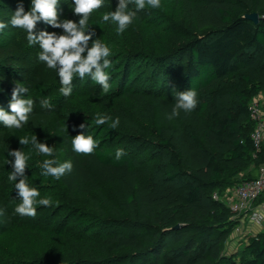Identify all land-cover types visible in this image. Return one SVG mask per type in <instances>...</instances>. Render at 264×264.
I'll list each match as a JSON object with an SVG mask.
<instances>
[{
  "label": "trees",
  "instance_id": "1",
  "mask_svg": "<svg viewBox=\"0 0 264 264\" xmlns=\"http://www.w3.org/2000/svg\"><path fill=\"white\" fill-rule=\"evenodd\" d=\"M161 4L162 9L146 6L137 11L122 34L111 20L102 21L104 12L100 9L90 16L89 25L96 33L93 39L105 42L112 52L109 59L113 67L106 70L111 87L106 95L86 76L74 78L72 94L65 97L59 91L57 71L43 62L31 76L20 80L28 89L23 98H32L37 110L48 111L84 95L93 96L94 104L88 113L78 114L68 128L56 120L63 162L73 163L72 172L58 179L49 195L64 218L52 225L57 218L51 216L43 226L20 215L5 243H0V264H10L5 253L15 246L22 249L34 242L50 244L47 264H135L142 258H147V264H239L222 253L223 243L238 226V220L232 219L236 214L223 203L222 195L216 199L213 192L230 186L223 168L227 157L234 164L246 157L256 162L257 167L245 180L257 178L264 163V145L254 157L251 133L255 123L248 115L251 101L264 91V0H161ZM72 7V0H59L60 19L78 22L80 17ZM252 12L259 14L258 24L243 18ZM41 23L48 32L63 34L62 29ZM206 28L215 31L202 35ZM39 51L36 45L35 53ZM177 81L179 92L194 88L198 93H210V100L188 116L181 112L168 120L166 114L175 104L168 92ZM220 96L231 97L233 104L220 108ZM42 99H48L52 107H42ZM129 99L138 102V111L128 107ZM9 101L0 95V108L10 112ZM155 108L168 123L156 132V144L170 157L162 186L135 184L127 209L140 229L136 235H127L115 229L122 225L104 219L105 210L93 196L95 191L101 193L91 168L106 181L136 180L139 171L126 146L131 137L128 132L136 128L138 120H150ZM97 113L119 117L118 127L97 126ZM81 124L88 127L87 135L100 141L89 156L72 149V137L80 133ZM0 129L8 128L0 122ZM24 135H35L38 142H45L41 132L24 130ZM118 148L127 153L120 160L115 159ZM4 192L18 196L11 188ZM163 201L173 206L166 213L157 211ZM263 202L264 193L258 199V203ZM120 245L128 252L118 253ZM245 248L249 258L243 264H264V234L250 238Z\"/></svg>",
  "mask_w": 264,
  "mask_h": 264
},
{
  "label": "rangeland",
  "instance_id": "2",
  "mask_svg": "<svg viewBox=\"0 0 264 264\" xmlns=\"http://www.w3.org/2000/svg\"><path fill=\"white\" fill-rule=\"evenodd\" d=\"M21 0H0V21L8 24L3 31H0V95L11 99L12 89L20 82L21 79L31 76L35 69L41 68L42 62L38 60L35 53L36 46H30L27 42V33L21 29L11 26L10 20L13 13L17 9V4ZM25 11L30 10L31 0H22ZM118 0H104V6L100 10L104 13L115 11ZM135 8L134 4H129L128 11ZM46 30L43 23L38 22L36 31ZM47 31V30H46ZM214 28H206L201 34H212ZM179 92V81L172 83L169 90V100L171 103L176 102V93ZM261 100V112L264 115V91L258 94ZM198 105L195 111L199 110L203 102L210 100V93H198ZM234 100L229 96H220L218 104L220 108L231 106ZM170 103V104H171ZM94 104L93 96H79L77 98L68 99L62 102L56 108L42 111L37 110L34 106L29 117L28 124L20 129H0V209H4V215L0 216V243H5V238L9 230L16 223V219L20 217L15 212L16 206L21 202L20 197L8 196L4 192L5 188H11L18 195L15 189L16 181H9L8 175L13 171L11 163L14 157H9L7 152L10 150H22L28 157L25 175L30 187L36 188L40 192L39 199L49 197L51 188L57 186L58 179L51 176L41 175L43 161L46 159H54L59 163H63L61 150L59 149V134L56 131V120L63 124L65 128L69 127V123L76 119L78 114L88 113ZM127 105L134 112L139 110V104L136 100H127ZM144 106L141 111H144ZM150 120L137 121L136 128L129 130L131 136L128 140L129 153L136 160L139 171V177L136 180L127 178L106 181L94 167L91 168L92 176L99 189V192H93V196L99 199L101 206L105 210L104 219L116 223L115 229L127 235H136L140 226L135 224L133 218L129 215L127 209V201L129 196L135 192V184L144 186H162L163 175L166 165L169 161L170 154L167 150H161L157 146L156 132L159 129L168 127V123L160 116L157 109ZM143 117V115H141ZM205 120L209 121L207 115ZM24 130L41 132L44 135L45 142L53 148V156H46L38 151L31 143L23 146L19 143V138L25 137ZM54 165V166H57ZM257 167L255 161L246 157L241 163L234 164L229 157L223 165L226 179L230 181V186L224 189L214 190V195L224 196L229 190L233 189L238 183L250 177V173ZM165 201L161 202L157 211L166 213L170 207ZM39 214L35 217H28L40 222L41 225L47 226L51 220V216L57 218L52 225H57L64 218V212L52 203L51 206H43L38 203L35 205ZM173 207V206H172ZM121 215L118 216V215ZM264 214V212H263ZM232 219L238 220V226L234 228L228 236V239L222 245V253L229 258L234 259L239 264H243L244 260L249 258L246 251V245L250 238L264 234V222L262 225L254 224L249 219L248 213H239L232 216ZM121 220L120 222H117ZM137 223V221H136ZM144 231V229L142 230ZM107 233V232H105ZM68 253H72L71 246ZM52 248L46 242H34L28 244L25 248L14 247L9 253H5L6 261L10 264H19L25 261L36 262L37 264H47L50 259ZM128 250L120 245L118 253H127ZM135 264H147V258H142Z\"/></svg>",
  "mask_w": 264,
  "mask_h": 264
},
{
  "label": "clouds",
  "instance_id": "3",
  "mask_svg": "<svg viewBox=\"0 0 264 264\" xmlns=\"http://www.w3.org/2000/svg\"><path fill=\"white\" fill-rule=\"evenodd\" d=\"M129 4L135 5V11H128ZM72 11L80 19L74 22L70 19H60L58 12L59 0H31L30 10L25 11L21 0L17 4V9L12 15L10 24L12 27L21 29L27 33V42L30 46H39L38 60L46 64L47 68L55 69L60 80V93L65 97L70 96L73 91V80L86 76L100 85L102 95L110 91V73L106 70L113 67L111 48L100 39L93 37L95 30L89 25V18L92 13L104 6V0H72ZM148 6L152 9H162L161 0H118L115 11L106 12L102 15V21L111 20L117 25V33L122 34L131 25L136 17L137 11ZM44 22L55 29H62L63 34L48 32L46 30L36 31L38 22ZM8 24L0 21V31H3ZM91 41V44H90ZM28 93V89L17 83L12 89L9 101L10 112L0 108V122L8 129H20L28 124L30 114L33 111L35 101L28 97L23 98L22 94ZM198 92L194 88H189L183 92L176 93V102L172 106L171 112L167 115L168 120L179 117L181 112L185 116L190 115L198 105ZM41 106L47 109L52 107L48 99L40 101ZM109 121H111L109 123ZM94 123L97 126L108 125L110 129H116L120 123L119 117L113 119L111 116L97 113ZM80 133L72 137L71 145L74 152L85 156L91 155L99 147L100 141L95 140L92 135L86 134L88 128L85 124L79 125ZM19 143L23 146L32 144L38 151L46 156H53V148L46 143L38 142L34 135L31 138H19ZM9 157H14L11 163L13 171L8 175L9 181L15 183L18 190L20 203L16 206L15 212L21 216L35 217L38 203L43 206H51L53 201L50 197H45L37 201L40 192L30 187L25 175L28 157L22 150H10ZM127 153L123 148L116 149L115 159L120 160ZM54 159L43 161V171L41 175L51 176L60 179L73 170L71 160L59 163ZM58 203V201L56 202ZM4 209H0V216L4 215Z\"/></svg>",
  "mask_w": 264,
  "mask_h": 264
},
{
  "label": "built area",
  "instance_id": "4",
  "mask_svg": "<svg viewBox=\"0 0 264 264\" xmlns=\"http://www.w3.org/2000/svg\"><path fill=\"white\" fill-rule=\"evenodd\" d=\"M249 118L255 123L251 133V140L255 148L254 157L261 151L264 145V115L261 112V100L256 96L248 108ZM258 177L244 180L222 196L223 203L235 214L248 213L249 219L254 224L262 225L264 222V202L258 203V199L264 193V163L259 167ZM214 197L219 198L216 194Z\"/></svg>",
  "mask_w": 264,
  "mask_h": 264
},
{
  "label": "water",
  "instance_id": "5",
  "mask_svg": "<svg viewBox=\"0 0 264 264\" xmlns=\"http://www.w3.org/2000/svg\"><path fill=\"white\" fill-rule=\"evenodd\" d=\"M243 18H245L246 20H249L255 24H258L260 21V16L257 12L246 13L243 15Z\"/></svg>",
  "mask_w": 264,
  "mask_h": 264
}]
</instances>
